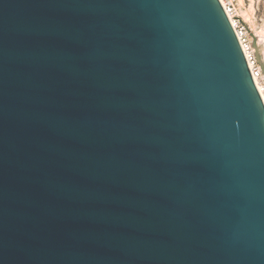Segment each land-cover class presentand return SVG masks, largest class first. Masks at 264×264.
I'll return each mask as SVG.
<instances>
[{
    "label": "water",
    "instance_id": "1",
    "mask_svg": "<svg viewBox=\"0 0 264 264\" xmlns=\"http://www.w3.org/2000/svg\"><path fill=\"white\" fill-rule=\"evenodd\" d=\"M0 264H264V101L220 0H0Z\"/></svg>",
    "mask_w": 264,
    "mask_h": 264
},
{
    "label": "rangeland",
    "instance_id": "2",
    "mask_svg": "<svg viewBox=\"0 0 264 264\" xmlns=\"http://www.w3.org/2000/svg\"><path fill=\"white\" fill-rule=\"evenodd\" d=\"M234 9L238 30L259 71L258 83L264 93V0H226Z\"/></svg>",
    "mask_w": 264,
    "mask_h": 264
},
{
    "label": "built area",
    "instance_id": "3",
    "mask_svg": "<svg viewBox=\"0 0 264 264\" xmlns=\"http://www.w3.org/2000/svg\"><path fill=\"white\" fill-rule=\"evenodd\" d=\"M220 1L222 2L226 13L229 15L231 20H232V18H234V20H235V14H234V9H233L232 5L231 4H227L226 0H220ZM223 1L226 3V5L223 3ZM235 23H236V20H235V22H233V24H235ZM236 26H237V23H236ZM235 28H238V26L235 27ZM237 33H238L240 42L242 44L243 50L245 52L247 61H248L249 65H250V68H251V71H252V75H253L254 79L256 80V78L258 79V77H259V71L255 67L254 59H253V56L251 55V51L249 49V46L247 45V43H246V41L244 39L243 33L241 31H238ZM262 98H263V101H264V97L263 96H262Z\"/></svg>",
    "mask_w": 264,
    "mask_h": 264
},
{
    "label": "bare ground",
    "instance_id": "4",
    "mask_svg": "<svg viewBox=\"0 0 264 264\" xmlns=\"http://www.w3.org/2000/svg\"><path fill=\"white\" fill-rule=\"evenodd\" d=\"M223 3L226 5V3H225L224 1H223ZM232 21L235 22L234 18H232ZM234 25H235V27H237V26H236V23H235ZM236 30H237V32L239 31L238 28H236ZM255 81H256V83H257V85H258V87H259V89H260V91H261V95L264 97V93H263L262 88L260 87V84L258 83V79L256 78Z\"/></svg>",
    "mask_w": 264,
    "mask_h": 264
}]
</instances>
